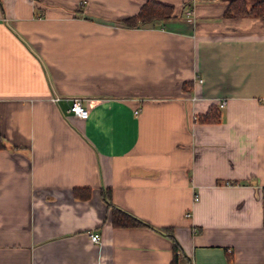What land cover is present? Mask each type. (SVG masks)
Returning a JSON list of instances; mask_svg holds the SVG:
<instances>
[{
  "label": "crops",
  "instance_id": "crops-1",
  "mask_svg": "<svg viewBox=\"0 0 264 264\" xmlns=\"http://www.w3.org/2000/svg\"><path fill=\"white\" fill-rule=\"evenodd\" d=\"M145 1L0 0V264H264V19Z\"/></svg>",
  "mask_w": 264,
  "mask_h": 264
},
{
  "label": "trees",
  "instance_id": "trees-1",
  "mask_svg": "<svg viewBox=\"0 0 264 264\" xmlns=\"http://www.w3.org/2000/svg\"><path fill=\"white\" fill-rule=\"evenodd\" d=\"M173 6L171 4L163 3L156 0H146L139 8L138 12L115 20L124 26H136L143 23L151 22L156 19L171 17L173 14ZM225 17H241L251 16L258 19H264V0H254L248 4L247 0H229L224 10ZM189 82H184V87H187ZM219 110L211 105L208 111L199 116L201 121H215L218 120ZM0 146H3L0 143ZM78 191H76V194ZM102 196L106 203L111 207L110 218L111 222L115 226H132V225H148L145 221L139 217L133 215L130 212L122 210L114 206L110 202V190L109 188L102 189ZM152 227V226H151ZM169 235L172 240V263H176L178 259V253L181 252V247L177 242L174 235L171 233V228L166 227L161 229Z\"/></svg>",
  "mask_w": 264,
  "mask_h": 264
},
{
  "label": "built area",
  "instance_id": "built-area-1",
  "mask_svg": "<svg viewBox=\"0 0 264 264\" xmlns=\"http://www.w3.org/2000/svg\"><path fill=\"white\" fill-rule=\"evenodd\" d=\"M186 14L192 13L191 10L186 9ZM200 80V79H199ZM52 100H56L57 97H51ZM224 105V99H220L218 102V107H222ZM68 111L72 114L80 117V118H87L88 117V109L86 108L83 99L81 97L74 96L70 98V104L68 107ZM198 196L194 195V200H196ZM89 237L92 241L98 242L100 240V233L97 231H93L89 234Z\"/></svg>",
  "mask_w": 264,
  "mask_h": 264
}]
</instances>
